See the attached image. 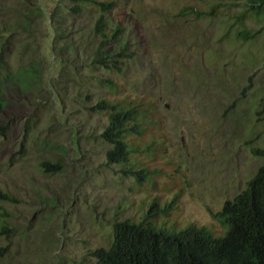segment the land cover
<instances>
[{
    "label": "rangeland",
    "instance_id": "obj_1",
    "mask_svg": "<svg viewBox=\"0 0 264 264\" xmlns=\"http://www.w3.org/2000/svg\"><path fill=\"white\" fill-rule=\"evenodd\" d=\"M100 1L147 47L120 71L95 63L93 3L75 13L71 0H0V101L16 124L0 137V190L16 200H0V264H94L115 222L151 208L171 235L194 223L222 238L210 211L264 165L251 152L264 143V0ZM102 100L148 110L130 138L144 153L125 166L142 181L107 159Z\"/></svg>",
    "mask_w": 264,
    "mask_h": 264
},
{
    "label": "trees",
    "instance_id": "obj_2",
    "mask_svg": "<svg viewBox=\"0 0 264 264\" xmlns=\"http://www.w3.org/2000/svg\"><path fill=\"white\" fill-rule=\"evenodd\" d=\"M71 1V10L75 13L84 11L89 2L96 6V28L103 36L95 57L97 65L120 71L122 67L117 64L120 58H135L147 50L134 22L133 27H125L112 17L113 4L100 0ZM108 25L110 33L106 32ZM123 31L128 33L125 39L120 37ZM135 32L138 37L134 39L132 33ZM238 36L242 39L253 37L244 32ZM133 45L138 46L135 51ZM138 49L142 50L139 54ZM5 109L6 105L0 101V137H7L10 128L16 125L4 118ZM93 109L109 111V124L102 133L103 139L112 146L107 153L109 162L125 163V167L129 164L132 151L144 153L145 148L132 147L130 138L134 135L141 137L145 128L152 123L146 114L148 110L140 112L121 101L112 103L108 100L100 101ZM251 152L257 157H264V143L262 147L252 148ZM43 166L49 171L51 165L45 163ZM133 167H125L123 171L142 181L146 171H134ZM179 199L173 197L167 209L173 207L175 200ZM0 200L16 201L10 193L2 190ZM210 214L213 220L227 227L226 235L222 238L211 237L203 225L200 227L194 223H189L177 234L171 235L161 229L157 222L148 219V216L156 219L157 214L152 213V208L142 213L139 219L130 216L124 221H117L113 224L111 245L93 252L96 259L94 264H264V165L241 193L227 201L221 211H210ZM7 230V225L1 222L0 235Z\"/></svg>",
    "mask_w": 264,
    "mask_h": 264
},
{
    "label": "clouds",
    "instance_id": "obj_3",
    "mask_svg": "<svg viewBox=\"0 0 264 264\" xmlns=\"http://www.w3.org/2000/svg\"><path fill=\"white\" fill-rule=\"evenodd\" d=\"M258 171V170H257ZM255 175V174H254Z\"/></svg>",
    "mask_w": 264,
    "mask_h": 264
}]
</instances>
